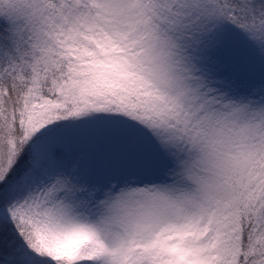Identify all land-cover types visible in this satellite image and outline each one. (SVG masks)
<instances>
[{
	"label": "snow or ice",
	"instance_id": "6c2138e0",
	"mask_svg": "<svg viewBox=\"0 0 264 264\" xmlns=\"http://www.w3.org/2000/svg\"><path fill=\"white\" fill-rule=\"evenodd\" d=\"M0 264H264V0H0Z\"/></svg>",
	"mask_w": 264,
	"mask_h": 264
}]
</instances>
